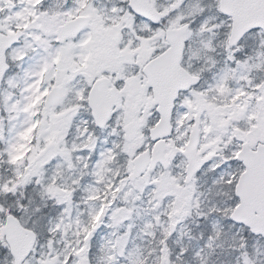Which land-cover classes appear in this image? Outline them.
I'll list each match as a JSON object with an SVG mask.
<instances>
[{
  "label": "snow or ice",
  "instance_id": "obj_1",
  "mask_svg": "<svg viewBox=\"0 0 264 264\" xmlns=\"http://www.w3.org/2000/svg\"><path fill=\"white\" fill-rule=\"evenodd\" d=\"M0 264H264V0H0Z\"/></svg>",
  "mask_w": 264,
  "mask_h": 264
}]
</instances>
